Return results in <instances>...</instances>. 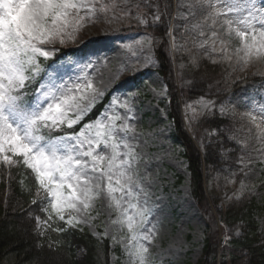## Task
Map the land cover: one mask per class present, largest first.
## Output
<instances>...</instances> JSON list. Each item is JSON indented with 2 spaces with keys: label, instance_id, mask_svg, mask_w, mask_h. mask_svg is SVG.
I'll list each match as a JSON object with an SVG mask.
<instances>
[{
  "label": "snow or ice",
  "instance_id": "snow-or-ice-1",
  "mask_svg": "<svg viewBox=\"0 0 264 264\" xmlns=\"http://www.w3.org/2000/svg\"><path fill=\"white\" fill-rule=\"evenodd\" d=\"M198 2L202 10L206 5L209 8L205 20L211 19L214 27L219 19L223 34L238 40L231 54L230 40L221 41L224 53L221 61L231 62L235 57V64L241 65L240 70L244 71L253 60H264V0L260 7L256 0ZM136 7L135 19L148 25L149 20L140 12L139 5ZM167 7L165 4L161 13L160 6L156 5L153 23L167 14ZM177 7L188 9L187 13H178L183 19L195 15L196 5L191 2L179 0ZM117 9V0H0V164L23 163L34 174L37 186L32 203L36 204L37 198L44 194L41 210L46 218L36 217L41 235L49 228L65 231L66 228H53L57 220L68 228L88 224L95 219L92 215L95 202L103 197L116 213L112 223L118 230L126 231V236L117 239L113 235L112 240L122 245L128 264H156L150 251L159 234L157 222L152 219L156 212L149 204V193L138 171L142 156L129 141L130 134L136 133L134 125L129 123L135 119L134 94L123 100L114 96L100 117L80 124L104 98L106 89L87 74L71 86L57 83L51 75H42L47 73L43 61L55 56L57 45L75 41L79 33L96 23L101 15L107 19L111 13L112 19L117 18ZM122 15L128 17L131 12L123 10ZM193 28L200 29V25L195 24ZM199 34L204 36L202 29ZM167 35L170 43L175 41L171 30ZM217 36L218 33L212 31L210 38L215 42ZM153 39L147 35L142 38L141 49H147L148 54L142 59L137 57L131 64H121L112 81L118 80L125 71L137 70L138 64L147 67L158 63L151 55ZM206 43L207 40L201 41V46ZM125 48L136 56L131 44ZM166 92L165 86L160 94ZM196 103L200 105L199 110L207 114H212L216 108L215 101L204 98ZM119 109H123V114ZM226 110L221 102L220 114H225ZM256 113L255 108L247 113L253 123L257 121ZM258 114V140L264 143L261 127L264 104L260 105ZM78 124L80 127L72 133L62 131L64 127L73 129ZM260 155L264 157V152ZM240 163L243 170L252 160L246 161L241 156ZM251 194L252 189L241 180L233 197L240 200ZM229 232L240 235L238 228L233 231L226 227L225 245L232 239ZM103 236H108L107 230Z\"/></svg>",
  "mask_w": 264,
  "mask_h": 264
},
{
  "label": "rangeland",
  "instance_id": "rangeland-1",
  "mask_svg": "<svg viewBox=\"0 0 264 264\" xmlns=\"http://www.w3.org/2000/svg\"><path fill=\"white\" fill-rule=\"evenodd\" d=\"M133 1L117 0V18L112 19L111 13L108 14L107 19L101 15L96 23L83 29L75 41H67L65 44L69 47H80L89 42L92 43L84 54H77L50 66L47 73L43 75H51L57 83H67L71 86L79 77L87 74L94 78L95 83L106 89L104 98L110 95L111 99L115 96L123 100L134 94L135 119L129 123L134 125L136 133L135 135L130 134L129 141L136 146V151L142 156L138 171L144 178V186L149 193V204L156 212V216L152 219L159 227L158 237L154 245L150 247V251L156 264H199L204 240L214 232L216 226L210 215L200 211L191 197L188 165L183 157L182 148L173 137L174 129L169 120L168 92L160 94L165 85L156 72L157 63L147 67L142 63L138 64L137 70L125 71L118 80L112 81L113 74L121 64H131L137 57L142 59L148 54V50H142L139 43L146 36L145 34L118 35V32L130 22L142 27L147 26L137 22L135 11H130L131 15L128 17L122 15V11L128 10ZM186 2L196 5L193 9L195 15H190L187 19L181 18L182 29L178 42L176 39L171 42L175 57H179L180 66L185 71L196 70L203 61H209L211 64L218 65L220 72H223L222 75L215 77V81L226 79L237 83L250 76L264 79V60H253L244 71L240 70L241 65L235 64V57L231 62L221 61L220 58L224 55L221 41L230 40L228 49L231 54L238 40L223 34L224 30L220 26L219 19L214 27L211 19H204L209 10L207 5L202 10L198 0H186ZM256 3L257 7L261 6V0H256ZM187 11V8L181 9V13H187ZM154 12L144 14L149 20L148 25L153 23ZM195 24L200 25L204 36L199 34L200 29L193 28ZM212 31L218 33L215 42L210 38ZM205 40L207 43L202 47L201 41ZM127 44L132 45L136 56L128 52L125 48ZM213 47L215 51L212 50ZM57 53L58 51L55 55ZM151 55L155 60L153 47ZM214 59L217 62L213 63ZM177 72L176 77L181 86L183 76L179 70ZM204 100L215 101L206 97ZM196 102H186L183 105L184 120L189 130L198 117L207 114L199 110L200 105ZM262 104H264V83L260 86L247 84L239 95L225 103L227 110L223 115L233 119L236 123L231 132V139L246 153L248 157L243 156L245 160L251 158L252 163L244 166L242 170L239 160L238 167L237 165L235 167L226 166L207 179L208 194L210 196L213 194L223 207L228 201L235 199L233 193L238 189L241 180H244L252 189L251 196L261 207H264V157L260 155L264 152V143L258 140L259 130L256 127V123H260L258 112ZM186 105H191V107H186ZM253 108L257 110L256 123H253L247 115ZM194 109L196 111H193ZM216 109L220 113L219 107L216 106ZM119 111L123 114V109ZM261 127L264 128V123H261ZM244 173L248 174L245 176ZM179 178L183 179L180 184L178 183ZM231 180H235L236 183H230ZM92 215L95 219L79 227L93 233L98 239L104 237L111 241L114 251L112 264H128V257L124 254L122 245L113 243L112 240L113 235L117 239L126 236V231L118 230V226L112 223L116 219V213L108 207L107 199L102 197L95 202ZM256 220L259 233L264 238V210L257 214ZM217 225H219L222 244L225 246L224 224L217 222ZM105 230L108 232L107 237L103 236Z\"/></svg>",
  "mask_w": 264,
  "mask_h": 264
},
{
  "label": "trees",
  "instance_id": "trees-1",
  "mask_svg": "<svg viewBox=\"0 0 264 264\" xmlns=\"http://www.w3.org/2000/svg\"><path fill=\"white\" fill-rule=\"evenodd\" d=\"M165 4L168 5L167 14H162L158 22L146 27L130 22L122 33L142 32L154 38L158 73L168 89L169 117L175 127L174 136L183 148L188 164L191 195L198 208L210 215L216 226L204 242L199 264H264V238L259 233L256 220L264 207L251 195H245L240 200L232 199L223 207L213 194L210 196L207 192L206 180L226 166L238 167L240 156L244 155L231 140L235 124L216 109L212 114L197 118L191 127L193 140L184 128L180 111L181 101L191 103L204 97L215 100L219 107L221 102L225 103L240 94L246 83L258 84L263 79L250 76L237 83L226 79L215 81L217 75L223 74L219 67L203 61L196 70L185 71L177 56L175 62L183 76L179 86L167 33L172 27L178 42L182 29L178 13L182 8L176 6L174 10L173 0H135L128 10L137 12L136 6L139 5L140 12L145 14L155 11L156 5H159L161 13H164ZM57 48L61 54L71 51L67 44L57 45ZM107 101L108 98L97 105L82 124L95 120ZM76 129L63 128L62 131L72 133ZM36 186L34 174L23 163L13 166L0 164V264H111L110 241L98 240L86 230L68 228L57 220L53 228H66L65 231L57 232L49 228L45 234H40L36 217L43 220L46 213L41 210L42 198H37L36 204L32 203L36 198ZM218 221L225 228L233 231L238 228L240 232L239 236L229 232L232 239L223 247Z\"/></svg>",
  "mask_w": 264,
  "mask_h": 264
}]
</instances>
